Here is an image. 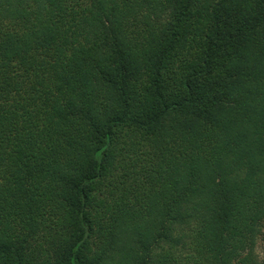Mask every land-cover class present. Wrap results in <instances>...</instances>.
<instances>
[{"label": "trees", "instance_id": "trees-1", "mask_svg": "<svg viewBox=\"0 0 264 264\" xmlns=\"http://www.w3.org/2000/svg\"><path fill=\"white\" fill-rule=\"evenodd\" d=\"M264 0H0V264H264Z\"/></svg>", "mask_w": 264, "mask_h": 264}, {"label": "rangeland", "instance_id": "rangeland-1", "mask_svg": "<svg viewBox=\"0 0 264 264\" xmlns=\"http://www.w3.org/2000/svg\"><path fill=\"white\" fill-rule=\"evenodd\" d=\"M256 251L260 260L264 261V223L262 224V230L258 238Z\"/></svg>", "mask_w": 264, "mask_h": 264}]
</instances>
